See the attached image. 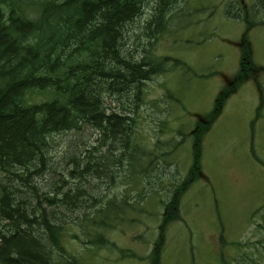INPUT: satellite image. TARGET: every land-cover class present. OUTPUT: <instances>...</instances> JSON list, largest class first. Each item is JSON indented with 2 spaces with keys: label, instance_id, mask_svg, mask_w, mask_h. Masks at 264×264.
I'll list each match as a JSON object with an SVG mask.
<instances>
[{
  "label": "trees",
  "instance_id": "1",
  "mask_svg": "<svg viewBox=\"0 0 264 264\" xmlns=\"http://www.w3.org/2000/svg\"><path fill=\"white\" fill-rule=\"evenodd\" d=\"M150 1L0 0V232L10 231L1 238L0 264H81L62 243L64 227L77 213L83 216L76 217V224L85 226L86 242L109 245L105 232L116 227L128 203L105 200L103 193L92 196L97 188H85L95 180L99 187L108 183L109 191L116 172L144 156L133 140L132 106H139L135 91L156 72L146 64L147 44H140L136 53L127 39L136 37L132 26L143 19ZM176 1L153 0V14L141 36L145 42L153 45L154 32L167 29ZM48 19L56 25H46ZM242 43L241 69L231 81L232 91L245 80L249 67L245 36ZM222 97L193 135L192 164L164 206L159 244L163 231L178 218L182 194L198 177L202 140L221 111ZM82 128H94L100 140L78 163L71 161L67 174L57 172L56 165L65 167L69 156L57 154L48 140L68 131L83 137L87 132ZM55 156L63 160L57 158L53 172ZM58 179L66 191L73 187L72 196L54 189ZM160 250L151 256V264H160Z\"/></svg>",
  "mask_w": 264,
  "mask_h": 264
},
{
  "label": "rangeland",
  "instance_id": "2",
  "mask_svg": "<svg viewBox=\"0 0 264 264\" xmlns=\"http://www.w3.org/2000/svg\"><path fill=\"white\" fill-rule=\"evenodd\" d=\"M242 2V6L251 7L256 20L264 21V12L260 11L264 0ZM234 3L235 0H179L171 7L167 29L154 35V45L148 47L151 60L158 63L169 58L181 64L162 62L160 74L142 87L141 102L136 109L133 107V140L140 144L144 156L137 164L117 171L109 191L108 183L99 187L98 181L91 180L86 184L85 189L97 188L92 196L103 193L105 200L126 199L128 203V211L114 223L116 227L105 232L109 245L95 247L86 242L85 226L76 224L77 216L83 218L80 213L74 214L75 220L64 227L62 243L81 264H151V256L158 249L160 264H264V169L257 164L264 163V24L259 23L246 34L250 71L258 70V82L245 81L235 91L229 88L230 93L222 92L228 86L226 78L239 72L238 47L246 27L244 21L236 20L239 18L227 16L228 7ZM153 5V0L147 3V17L142 15L143 19L132 26L131 32L138 38L132 34L127 39L130 51L137 53L140 44H147L145 36H141L145 22L153 14ZM46 25L53 27L56 21L48 19ZM134 41L141 42L132 46ZM220 93L222 114L202 142L204 176L182 194L178 218L163 231L159 244L164 204L192 164L195 124L214 110ZM257 109L260 114L253 133L251 122ZM84 132L87 134L83 137L68 131L48 140L57 154L62 153L64 159L69 156L65 167L56 165L57 172L67 174L71 161L76 159L78 163L100 140L94 128ZM255 156L262 161L255 160ZM57 158L63 160L55 156L53 172ZM47 180L48 177L40 183ZM57 181L59 185L54 189L60 195L69 194L73 187L66 191L62 180ZM220 235L224 251L219 248Z\"/></svg>",
  "mask_w": 264,
  "mask_h": 264
}]
</instances>
